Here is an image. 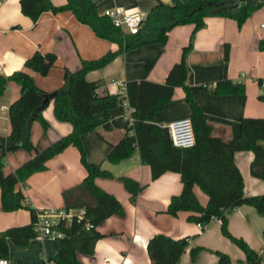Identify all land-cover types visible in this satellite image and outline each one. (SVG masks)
<instances>
[{
	"label": "crops",
	"instance_id": "crops-1",
	"mask_svg": "<svg viewBox=\"0 0 264 264\" xmlns=\"http://www.w3.org/2000/svg\"><path fill=\"white\" fill-rule=\"evenodd\" d=\"M20 1L0 0V74L10 76L26 70V61L33 57L41 58L42 67L39 72L26 70L34 78L35 89L21 96L20 87L11 82L0 99V136L4 137L11 132L9 107L14 101L21 99L31 109L41 107L43 95L62 88L81 59H99L118 49L116 44L97 37L89 26L81 24L69 11L45 12L34 23L22 13ZM93 1L99 15L107 9L121 8L145 18L159 4H174V0ZM51 2L62 6L67 0ZM205 22L188 57L189 87L205 118L213 126L214 135L230 140L239 135L243 118L264 119V102L259 99L264 93L260 83L264 82V51L259 50V42L264 38V7L242 27L223 17H208ZM193 30V25L177 26L169 33L166 44H149L120 54L106 67L89 72L86 78L90 82L100 81V96L125 97L126 85L131 81L164 84L172 67L181 60L183 48L189 44ZM226 47L229 48L228 59ZM223 80L244 85L245 93L214 94L216 83ZM112 81L121 84L113 85ZM111 114L112 119L85 134L82 143L88 161L112 173L113 178H98L96 183L122 203L125 214L114 215L101 223L97 230L104 237L96 243L94 254L78 253L79 260L83 264H122L124 260L128 264H151L148 243L155 235L165 234L173 239H189V247L178 264H218L219 258L214 251L229 255L233 263L245 261L244 252L222 234L219 219H213L207 229L201 231L197 223L188 220L190 213L180 212L175 217L167 213L171 198L181 194L183 189L179 174L166 172L153 180L151 168L142 163L139 152L118 164L108 161L109 152L126 136L129 128L127 107L115 108ZM191 114L185 91L179 87L174 90L172 100L145 126L160 127L170 138L169 125L190 118ZM43 116L50 125L47 132L39 122L31 125V140L40 149L48 148L73 130L71 124L56 119L51 100L44 108ZM261 144L264 147V141ZM33 155L24 150L8 153L4 173H13ZM234 158L246 194L264 195V180L251 174L254 153L236 152ZM47 167L46 171L32 175L25 186L18 185V189L35 209L63 210L64 191L78 186L86 177L79 151L71 146L51 159ZM122 176L130 177L144 187L135 204L131 203L130 194L119 180ZM194 193L201 205L207 206L209 198L199 186L194 187ZM30 221L28 210L4 212L0 191V233L10 227L27 225ZM228 229L234 237L243 239L254 249L264 264V214L248 205L237 207L228 215ZM8 244L11 262L42 263L56 255L59 240L37 237L26 248H19L10 240ZM199 247L205 250L194 256L193 249Z\"/></svg>",
	"mask_w": 264,
	"mask_h": 264
},
{
	"label": "trees",
	"instance_id": "trees-1",
	"mask_svg": "<svg viewBox=\"0 0 264 264\" xmlns=\"http://www.w3.org/2000/svg\"><path fill=\"white\" fill-rule=\"evenodd\" d=\"M22 13L37 23L45 12L54 14L72 12L75 18L89 26L95 35L118 46L115 51L95 60H80L76 70L67 76L66 82L59 90L43 95L42 103L48 97L54 103V114L58 121L72 125V132L57 140L46 149H40L31 140V125L39 122L47 132L49 123L43 116L44 108L31 109L21 99L9 107L11 132L0 136V191L1 206L4 212L21 209L30 212L31 221L27 225L10 227L0 233V259L8 264H83L78 253L93 255L96 243L104 237L97 228L108 218L125 214L122 203L111 193L97 185L98 178L111 179L110 171L91 164L82 143V137L100 128L112 119V110L123 105L127 100L134 110V123L127 134L109 152L108 161L118 164L139 152L143 164L150 166L152 179L156 180L166 172L181 176L183 189L181 194L171 198L167 213L177 216L188 212V220L209 226L213 219L222 223V234L245 254V261L233 263L229 255L214 251L219 258L218 264H262L259 254L243 239L234 237L228 229V215L233 209L248 205L264 214V195L248 196L241 172L235 164V153L251 151L255 158L251 165V174L264 180V119L243 118L239 135L230 140H223L213 133V126L207 121L201 107L196 102L189 87L188 57L194 49L197 33L206 25L208 17L232 19L242 27L258 10L264 7V0H174L173 6L159 4L146 17L145 23L136 35H130L115 27L104 15H99L93 0H67L62 6L54 5L51 0H21ZM193 25L189 44L183 48L181 60L176 63L164 84L145 80L131 81L126 85V96L107 94L100 96V81L87 80L89 72L102 69L120 54L149 44H166L169 33L177 26ZM259 50L264 51V38L259 42ZM229 48L226 47V59ZM40 57L26 61L25 68L33 72L41 70ZM26 70L14 72L10 76L0 74V99L5 94L9 83L20 87L21 96L35 89L33 76ZM262 83V81H260ZM183 88L191 107L190 120L193 124L196 144L191 149H181L173 145L160 127H146V122L154 120L172 100L176 88ZM216 95H241L245 86L231 80H223L214 87ZM259 99L264 102V93ZM134 134L131 135L130 132ZM75 147L80 154V162L86 170V177L76 187L63 193L65 210L84 209L83 219H73L68 226L64 222L58 229L65 237L59 240L56 255L42 263L10 261V240L19 248H26L38 237L36 231L37 213L27 201L18 185H26L28 179L47 170V163L63 153L69 147ZM24 150L33 153V157L19 166L13 173L5 174V159L8 153ZM119 180L130 194L131 203L137 202L143 186L134 179L122 176ZM208 196L207 206H202L194 193V187ZM264 237V232H263ZM189 247V239H173L165 234L155 235L148 243L151 264H178ZM204 248L193 249L196 256Z\"/></svg>",
	"mask_w": 264,
	"mask_h": 264
},
{
	"label": "built area",
	"instance_id": "built-area-1",
	"mask_svg": "<svg viewBox=\"0 0 264 264\" xmlns=\"http://www.w3.org/2000/svg\"><path fill=\"white\" fill-rule=\"evenodd\" d=\"M104 16L109 18L113 25L123 31H126L130 35H136L142 29L145 23V16L139 13H129L121 8L107 9L103 13ZM113 85H120L116 81H112ZM261 89L264 91V82L261 83ZM126 96V94H125ZM123 106L129 109L128 121L129 127L134 123L133 112L134 110L129 105L128 101L123 103ZM170 139L173 145L181 149H191L196 144L195 134L193 130V124L190 118H184L172 122L169 125ZM131 135L134 134L133 131L130 132ZM38 210V209H37ZM85 214L84 209L70 210L67 211L65 208L63 210L57 209H42L37 213V223L36 231L38 233V238L41 239H52L60 240L65 237L64 232L58 229V225L62 222L66 226L70 224L73 219L80 221L83 219ZM199 229L204 231L207 226L198 224ZM0 264H8L5 259H0ZM122 264H128L127 261H123Z\"/></svg>",
	"mask_w": 264,
	"mask_h": 264
},
{
	"label": "water",
	"instance_id": "water-1",
	"mask_svg": "<svg viewBox=\"0 0 264 264\" xmlns=\"http://www.w3.org/2000/svg\"><path fill=\"white\" fill-rule=\"evenodd\" d=\"M49 102H50V99L48 97H46L45 100H44V102H43V104H42V108L47 107V105L49 104Z\"/></svg>",
	"mask_w": 264,
	"mask_h": 264
},
{
	"label": "rangeland",
	"instance_id": "rangeland-1",
	"mask_svg": "<svg viewBox=\"0 0 264 264\" xmlns=\"http://www.w3.org/2000/svg\"><path fill=\"white\" fill-rule=\"evenodd\" d=\"M5 163H6V159H5Z\"/></svg>",
	"mask_w": 264,
	"mask_h": 264
}]
</instances>
